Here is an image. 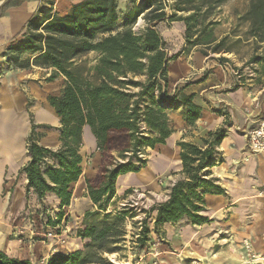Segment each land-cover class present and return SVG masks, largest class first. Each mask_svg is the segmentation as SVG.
<instances>
[{
	"label": "trees",
	"instance_id": "trees-1",
	"mask_svg": "<svg viewBox=\"0 0 264 264\" xmlns=\"http://www.w3.org/2000/svg\"><path fill=\"white\" fill-rule=\"evenodd\" d=\"M24 1L6 0L0 6V16L7 6H17ZM129 1L132 8L124 16L121 30H118L121 11L117 0H81L72 4L64 15L41 8L42 16L34 15L21 38L2 53L8 69L39 67L51 71L48 81L64 78L60 92L47 97L60 118L57 129L61 145L53 149L39 143L44 132L37 130L39 125L34 122L30 111L32 103L28 101L31 131L26 149L30 159L19 169V174L25 173L28 179L27 197L33 191L40 200L48 193L60 199V210L55 213V219L48 218L49 226L55 228L65 220L63 208L70 204L71 185L82 175L85 126L90 128L101 152L96 176L86 178L94 209L84 213L83 223L77 229V236L87 240L84 248L57 254L48 264H110L104 254L117 251L126 232L123 220L127 210L107 211L115 197L117 177L145 167L146 149L165 143L175 132L168 113L170 107L184 106L182 118L192 128L202 112L192 94L182 90L172 94L168 68L181 52L170 54L157 28L163 21H183L187 49L203 45L206 47L200 51L208 56L205 48L214 44L211 50L218 52L220 42L216 38L191 39L195 13L177 15L178 11H187L196 0H174L173 5L167 0ZM222 1L201 0V3L209 8ZM139 19L143 23L137 27ZM246 19L250 21V35L264 42V0H250ZM90 52L98 54L92 65L82 60ZM225 52L230 51L225 49ZM219 60L230 61L227 57ZM52 127L45 125L47 129ZM226 134L222 126L202 137L201 144L178 141L182 177L170 187L165 201L151 207L153 231L158 232L165 223L183 218L192 224L208 221L202 215L205 195L224 192L212 167L222 160L219 146ZM150 232L148 222L142 220L137 235L140 249L147 247ZM0 264L34 263L0 250Z\"/></svg>",
	"mask_w": 264,
	"mask_h": 264
},
{
	"label": "crops",
	"instance_id": "crops-1",
	"mask_svg": "<svg viewBox=\"0 0 264 264\" xmlns=\"http://www.w3.org/2000/svg\"><path fill=\"white\" fill-rule=\"evenodd\" d=\"M79 1L81 0H26L13 6L0 16V39L23 33L27 22L34 15L42 16L41 8L64 15L72 4ZM117 1L121 11L118 30H121L124 16L132 8V4L129 0ZM4 2L6 0H0V6ZM176 22L178 32H164V22L157 24L168 47H171L177 33L180 36L186 29L183 21ZM180 44L181 49L177 52L181 54L168 68L169 88L192 94L193 101L202 107L201 115L193 128L181 117L177 121L175 132L165 143L157 144L153 149L149 147L153 152L148 154L145 167L138 172L119 175L116 180L115 199L122 198L130 188L150 186L157 175L166 172L171 173L173 177L171 187L179 179L182 169L178 141L201 144V138L208 132L225 126L227 134L219 146L222 160L212 167L213 174L224 192L205 195L202 215L207 217L208 221L192 224L183 218L178 222L165 223L158 232L152 230L151 233L155 238L160 236L163 240L159 250L162 258L167 256L165 264H180L177 263V256L182 259L183 255L199 261L201 258L199 264H237L238 261L233 259L232 253H242L241 241L244 238H248L257 251H264V153H253L245 134L255 126L259 117H264V95L244 86L228 62L205 56L197 47L187 49L183 35ZM169 50L170 48V53ZM11 71L17 74L26 72L25 76H28L27 95L34 99L33 103L31 101L30 111L33 113L34 122L39 125L37 130L44 132L39 143L53 149L59 148L61 141L57 127L60 126V118L47 97L58 94L64 84L58 92H44L38 90L39 86L31 73L43 72L47 83L58 79L64 82V78L61 76L48 81L51 71L39 67ZM1 93L4 97L5 93ZM28 101L25 98L24 105H16L17 109H14L10 103L12 101H9L7 108L0 109V250L11 257L28 258L34 262L40 255L48 253L50 240H38L35 243L22 241L12 237V231L25 218H22L23 216H30L32 211L35 214V211L45 205L60 210L61 201L54 193H48L40 200L36 193L31 191L27 197V176L25 173L19 174V169L30 159L26 149L31 131L26 108ZM45 125L53 127L47 129ZM81 154L88 161L83 164L79 180L71 185L70 204L63 208L64 222L71 228L67 252L83 249L87 241L77 236L76 229L82 225L84 213L93 205L88 195L86 178L96 176L101 162V152L88 126L83 129ZM32 221L34 220L28 218L30 226Z\"/></svg>",
	"mask_w": 264,
	"mask_h": 264
},
{
	"label": "rangeland",
	"instance_id": "rangeland-1",
	"mask_svg": "<svg viewBox=\"0 0 264 264\" xmlns=\"http://www.w3.org/2000/svg\"><path fill=\"white\" fill-rule=\"evenodd\" d=\"M167 2L172 5L175 4L174 0H167ZM249 5L250 0H223L217 6L206 8L205 5H202L201 0H196L190 5L187 11H178L177 15L186 16L195 13L196 21L194 22V27L190 33L191 39L203 40L207 36H210V39L216 38L217 41L220 42L218 45L219 51L215 52L211 50L213 49L214 45L211 44V46H208L209 48H205L209 53L208 56L215 57L216 59H219L220 57H227L230 60L228 63L234 70L235 76L238 77L241 83L250 90L264 95V42H260L250 35V21L246 19ZM198 6L200 7L197 8ZM11 7H13V5L7 6L3 13H5L7 9ZM163 22L162 28L164 32L179 31L176 21ZM142 23V20L139 19L137 27ZM21 34L12 36L10 38L0 39V109L7 108V103L9 101H12L10 103L12 106H14V109L16 108V105L18 106L21 104V106H23L25 98H27L29 101H32V103L34 102L33 97L31 95H27L29 80L26 81L28 77L25 76L26 72L23 74H17V72L14 71L12 72L11 69H8L6 66V58L2 56L5 48L12 42L20 39ZM182 35L184 38L185 31L184 33H181L180 36L177 33V36L172 40L171 47H168L170 48V54H174L179 49H181L180 41ZM222 38L224 40H222ZM185 44L187 45L186 42ZM194 47H197V49L200 51L206 46L197 45ZM225 49L229 50L230 52H225ZM96 57L97 54L90 52L89 54L83 56L82 60H84L86 64L92 65L95 63ZM174 68H176V66ZM27 73L30 74V72ZM31 75H34L36 79V82L39 86L38 90H42L44 92H58V90L64 84L62 79L47 83L45 74H43V72H32ZM1 92L5 93L4 97H2ZM171 92L172 94L174 93L173 90H171ZM10 103H8V105ZM184 111L185 107L179 104H176L173 108L170 107L168 109L172 124L175 128L178 127L177 121L181 119ZM150 152L152 153L153 151L147 148L146 153L149 154ZM87 161L88 159L85 157L83 164ZM181 177L182 174H180L179 179ZM172 178L173 177L171 176V173L166 172L157 175L153 183H151L148 187L130 188L125 192L122 198L115 199V197H113L108 207L113 211V213H117L122 209L127 210V216L123 220V225L126 232L124 241L120 243L119 249H117L115 252L104 254L106 261L110 262V264H150L152 261V253H159L162 264L167 262V256L162 258V254L159 250L161 244L163 243V240L160 236L155 238L150 232V240L147 244V247L140 249L137 244V235L141 230V222L145 219L148 222L151 231L153 230V222L151 220L153 213L150 212V209L154 205L163 202L168 198V188L170 187ZM157 195H159V197H157ZM47 209L50 210L49 213H51L52 216H54L57 212V210L50 205H45V208L42 207L38 209L35 211V214L34 211H32L33 213H31L30 216H23L22 218H25L22 220V222L14 227L12 231V237L21 239L22 241L28 240L31 243H35L38 240H49L44 235L48 229H51L50 226H47L49 223H46L48 219V214L46 212ZM90 209L93 210L94 206L91 205ZM75 216H77V214L74 215L73 218H75ZM28 218L34 219V221L31 222V226L28 224ZM64 224L62 226H64ZM77 229L76 234L79 231ZM70 230L71 228H68L67 230L68 236ZM51 242L52 241L50 240V243ZM64 250H67V247ZM237 252L239 251H233L232 253L233 259L238 261L237 264H250L243 247L241 254H237ZM258 252L262 253L263 251ZM177 253L180 254L181 252ZM185 254L187 255V252ZM45 257L46 255H40L37 258V261H34L33 263L47 264L49 258ZM177 258V263L180 264H199L198 262L201 261V258L199 261L196 258L184 255L182 256V259L180 256H177ZM256 264H264V261L260 260Z\"/></svg>",
	"mask_w": 264,
	"mask_h": 264
},
{
	"label": "built area",
	"instance_id": "built-area-1",
	"mask_svg": "<svg viewBox=\"0 0 264 264\" xmlns=\"http://www.w3.org/2000/svg\"><path fill=\"white\" fill-rule=\"evenodd\" d=\"M245 134L247 136L248 145L250 147V150L253 153H264V117L258 118L255 122V126L248 129L245 132ZM46 212L48 214V218L50 217L52 219H55V215L52 216V214L49 213L50 212L49 209H47ZM32 220L34 219L32 218ZM46 223H48V219ZM64 223L65 222L63 220L61 224L55 228L50 226L51 229H48L47 232L44 233L45 237L52 241L49 251L46 254L45 258L50 259L51 257L57 254L67 252L64 249L67 247V244H68L67 242L68 241V231H67L68 226L66 223L65 224ZM63 224L64 226H62ZM242 247L244 249L245 254L247 255V258L249 259L250 264H256L260 260L264 261V251L262 253L256 251L252 242L248 238H244L242 240ZM48 261H47V264H48ZM150 264H162V261L160 260V257H159V253H152V261L150 262Z\"/></svg>",
	"mask_w": 264,
	"mask_h": 264
},
{
	"label": "bare ground",
	"instance_id": "bare-ground-1",
	"mask_svg": "<svg viewBox=\"0 0 264 264\" xmlns=\"http://www.w3.org/2000/svg\"><path fill=\"white\" fill-rule=\"evenodd\" d=\"M108 212H111L112 210L111 209H108L107 210ZM116 261V260H115ZM91 264H100V263H91Z\"/></svg>",
	"mask_w": 264,
	"mask_h": 264
}]
</instances>
